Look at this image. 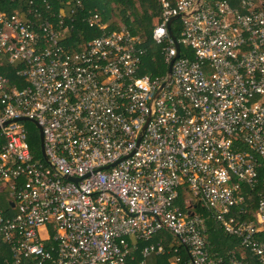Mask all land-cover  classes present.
<instances>
[{"label":"built area","instance_id":"obj_1","mask_svg":"<svg viewBox=\"0 0 264 264\" xmlns=\"http://www.w3.org/2000/svg\"><path fill=\"white\" fill-rule=\"evenodd\" d=\"M158 3L150 36L173 60L167 82L140 72L125 28L65 49L79 0L0 11V65L24 83L0 74V236L14 264H147L166 252L170 264H264V198L242 220L241 190L264 165V0ZM85 23L106 27L91 12ZM32 122L45 160L30 152ZM195 205L238 246L211 255Z\"/></svg>","mask_w":264,"mask_h":264},{"label":"trees","instance_id":"obj_2","mask_svg":"<svg viewBox=\"0 0 264 264\" xmlns=\"http://www.w3.org/2000/svg\"><path fill=\"white\" fill-rule=\"evenodd\" d=\"M68 0H47L51 10L49 12L56 13L57 10L62 7ZM81 3V9L75 12L73 18V26L69 31V34L62 45L69 52L77 50V46L81 43H85L92 38L100 36L103 32L118 30L119 28H125L129 33L137 38L140 43V48L143 51L141 57V73H147L148 75L164 76L167 71V66L163 62V56L160 52L159 46L155 45L151 41V30L157 24L160 16V6L158 0H79ZM171 1V0H170ZM31 2V3H30ZM43 9L40 0H0V11L7 14L17 12H24L28 8ZM88 12L94 13L98 16L101 24L106 27L104 30H99L96 27L89 28L85 23V18L88 16ZM178 21H175L171 25V34L174 39L179 37V31L177 28ZM175 26V27H173ZM180 55H183L180 52ZM185 55L191 56L189 52H185ZM16 68L8 65H0V74L8 79L10 85H15L18 88L23 86L24 83L21 79L15 76ZM29 130L28 145L30 152L34 159L40 160L39 151V138L37 129L29 124L27 127ZM242 195L245 199V203L242 208L245 211V216L242 220L252 221L253 213L255 210L257 200L262 196L264 198V165L258 161V167H256V183L252 188L242 187ZM184 193L179 194L177 204L183 207L182 199ZM2 199L1 210L5 213V210L9 208V203L6 202L5 196H0ZM195 213L199 215L204 222L206 228L205 240L207 243L208 251L211 255L224 256L225 253L232 247L238 246V240L225 236L222 230L217 224H215L211 218V213L195 205ZM157 238H162L164 241L165 249H168V243L173 244L171 236L165 232H159L156 235ZM259 241L264 242V232L257 235ZM177 255L180 257V261L183 262L186 259L184 249L177 247ZM172 252H166L160 255H151L147 259V264H170V258ZM180 262V263H181ZM29 264V261H21V264ZM0 264H14L10 246L0 236Z\"/></svg>","mask_w":264,"mask_h":264},{"label":"water","instance_id":"obj_3","mask_svg":"<svg viewBox=\"0 0 264 264\" xmlns=\"http://www.w3.org/2000/svg\"><path fill=\"white\" fill-rule=\"evenodd\" d=\"M179 17H180L179 15L172 17V18L169 20V22H168V24H167V26H166V30H167L168 36H169L170 39L172 40L173 46H174L175 51H176V54H175V56H174L173 59L177 58V56H178V45H177V43H176L174 37H173L172 34H171V31H170V24H171L173 21L177 20ZM172 61H173V60H171V61L169 62V64H168V66H167V71H166L167 79H166V82H167L168 79H169V75H170V66H171ZM164 83H165V82H164ZM164 83L162 84V86L164 85ZM162 86H161V87H162ZM21 120H25V119H21ZM32 123H33V122H32ZM33 125L36 127V125H35L34 123H33ZM36 129H37V131H38L40 156L42 157V159L45 160L46 158H45V155H44V152H43V148H42V135H41L40 129L37 128V127H36ZM71 181H76V180H75V179H71Z\"/></svg>","mask_w":264,"mask_h":264},{"label":"rangeland","instance_id":"obj_4","mask_svg":"<svg viewBox=\"0 0 264 264\" xmlns=\"http://www.w3.org/2000/svg\"><path fill=\"white\" fill-rule=\"evenodd\" d=\"M173 27H175V26H173ZM26 127H29V123H27V124H24ZM172 240H174L173 238H171Z\"/></svg>","mask_w":264,"mask_h":264}]
</instances>
